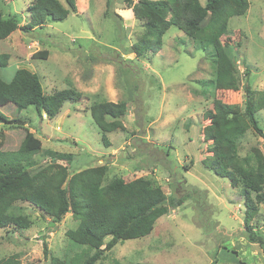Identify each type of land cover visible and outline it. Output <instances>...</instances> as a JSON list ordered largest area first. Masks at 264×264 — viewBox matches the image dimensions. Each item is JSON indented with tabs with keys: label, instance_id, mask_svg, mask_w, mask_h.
<instances>
[{
	"label": "rangeland",
	"instance_id": "1",
	"mask_svg": "<svg viewBox=\"0 0 264 264\" xmlns=\"http://www.w3.org/2000/svg\"><path fill=\"white\" fill-rule=\"evenodd\" d=\"M32 1L0 0L3 17L19 21V28L0 40V54L9 55L8 66L1 70L3 81L24 68L39 77L45 96L72 89L82 98L64 103L52 119L33 107L19 113L11 106L0 108L6 120H0L3 150H16L29 132L41 141V149L28 170L33 174L60 165L66 177L63 189L73 174L105 166L104 185L144 178L166 197V213L148 235L117 243L95 264H264V203L247 220L239 189L202 165L210 155L202 136L209 123L203 114L213 101L243 110L246 81L255 99L264 92V0H248L246 13L229 18L220 39L228 44L238 72L237 91L205 84L216 76L212 45L174 26L163 35L159 52L136 57L131 46L143 33L124 0H71L73 8L57 0L67 10L65 19L48 18L41 28L27 29ZM42 51H47L46 59L32 57ZM100 102H124L127 108L123 130L107 135L108 148L89 115V107ZM255 119L264 131V108ZM253 147L264 154V141L249 129L237 142L238 157L245 158ZM10 211L31 224L25 230H0V259L17 254L20 264H50L52 257L68 261L85 249L65 235L78 225L71 212L52 224L29 203L17 202ZM246 224L261 245L247 241Z\"/></svg>",
	"mask_w": 264,
	"mask_h": 264
},
{
	"label": "trees",
	"instance_id": "2",
	"mask_svg": "<svg viewBox=\"0 0 264 264\" xmlns=\"http://www.w3.org/2000/svg\"><path fill=\"white\" fill-rule=\"evenodd\" d=\"M65 2L74 7L71 0ZM124 5L132 10L143 33L131 46L136 57L159 52L163 35L174 26L187 37L212 45L216 76L214 81L205 84L221 91L239 89L238 72L227 51L228 44H223L220 39L227 32L229 18L246 13L248 0H205L204 5L199 0H139L136 4L133 0H124ZM27 10V29L41 28L48 18L60 21L67 17V10L57 0H33ZM113 15L120 19L117 14ZM18 28L16 17L4 18L0 13V40ZM47 56V51L32 55L42 59ZM8 61V54H0V108L11 105L19 113L33 107L38 115L44 111L52 119L64 103L81 100L82 96L72 89L45 96L39 77L24 68L16 69L9 82L3 81L1 70L8 66ZM247 75L248 70H245ZM243 91V110L238 105L215 99L212 109L204 112L203 118L209 123L203 127L202 136L204 142L209 143L210 155L202 160V165L227 179L232 188L239 189L248 220L257 215L258 206L264 203V154L253 147L249 155L241 159L237 155V142L249 129L264 141V131L255 119L256 112L264 108V92L255 99V92L247 81ZM126 113L124 102H100L89 107V115L100 132L104 147H110L108 134L123 130L121 119ZM0 120L6 121L1 113ZM40 149L41 141L29 132L16 150H3L0 138V230L9 226L20 230L30 227L31 222L26 216L10 211L17 202L37 208L52 219V224L71 212L78 225L65 235L85 249L68 261L52 257L50 264H95L103 252L110 251L117 243L148 235L156 220L166 213L163 206L166 197L159 186L144 178L129 182L115 179L104 185L105 166L73 174L65 189L61 188L66 178L65 170L58 164H50L32 174L28 168L34 166L33 157ZM54 179L57 180L55 183ZM246 232L248 242L261 245V239L247 224ZM43 251L46 255L45 244ZM91 251L94 253L90 254ZM0 264H20L19 256L2 258Z\"/></svg>",
	"mask_w": 264,
	"mask_h": 264
},
{
	"label": "crops",
	"instance_id": "3",
	"mask_svg": "<svg viewBox=\"0 0 264 264\" xmlns=\"http://www.w3.org/2000/svg\"><path fill=\"white\" fill-rule=\"evenodd\" d=\"M8 106H11V105H7V106H5V108L8 107ZM11 107H13V106H11ZM3 108H4V107H3Z\"/></svg>",
	"mask_w": 264,
	"mask_h": 264
}]
</instances>
